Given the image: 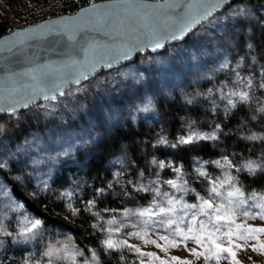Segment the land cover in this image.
I'll use <instances>...</instances> for the list:
<instances>
[{
  "label": "snow or ice",
  "instance_id": "obj_1",
  "mask_svg": "<svg viewBox=\"0 0 264 264\" xmlns=\"http://www.w3.org/2000/svg\"><path fill=\"white\" fill-rule=\"evenodd\" d=\"M230 2L105 0L96 3L89 0V7L75 15L13 30L11 35L0 38V113L15 114L18 109L32 105L54 112L58 97L84 92L89 86L84 82L94 79L99 71L113 69L131 60L136 53L157 52L167 43L183 40L205 22L215 24L219 19L215 14ZM236 17L246 18L247 11L238 9ZM254 47L252 43L246 45L248 51ZM249 64V69L244 71V58L232 66L225 56L215 71H228L230 78L220 81L206 93L197 94L210 103V112L220 111L225 118L243 109L245 119L239 121L241 128L252 121L264 123V65L256 72L257 58L251 57ZM193 99L195 97L186 98V102L191 104ZM41 100L45 103L39 104ZM134 107L136 112L155 110L150 99ZM185 128V134L174 142L161 132L156 145L176 148L202 141L217 142L224 133L222 122L213 124L209 132L199 130L195 121L187 122ZM239 138L264 143V132H250ZM70 151L71 148H65L56 156H67ZM6 163L0 159V169ZM123 163V155L113 161L114 166ZM147 163L153 170L150 176L145 175L144 169H136V178L125 180L129 169L121 167L104 187L94 188L88 199L81 194L80 184L59 193L72 216L86 212L92 218L90 228L102 237L99 245L105 255L128 250L136 257L134 264H145V258H149L147 264L160 259L155 252L143 251L141 245L130 243L132 239L143 245H154L165 253L169 248L183 247L203 264H241L238 253L249 249L264 255V239H261L264 223H249L264 221V190L247 191L240 180L241 173L252 177L264 175V150L255 158L249 156L239 160L235 159V154L226 152L214 160L194 157L191 171L186 170L181 161L155 156ZM38 164L39 161L33 160L30 166ZM131 166L134 168L135 164ZM166 169L171 176L165 179L162 173ZM38 179L42 191L50 189L48 179ZM115 185L121 187L125 197L133 200V193L146 194L147 204L135 208H99V202L114 191ZM8 195L7 190H0V197ZM77 199L81 207L73 206ZM7 208L15 213L23 204L9 197ZM6 215L0 211V217ZM42 227L41 219L23 213L19 215L15 231H9L0 219V247L5 245V238H11L14 245L36 241L42 238ZM152 236L166 243H158ZM189 242L196 246L189 248ZM64 248V255L58 258L63 264H77L78 257L83 258V264H102L96 249H88L89 255L85 257L79 248L67 250V245ZM53 257L52 251L41 254L46 264H56ZM170 259L177 264H193L192 260L178 256ZM20 264H41V260H34L30 254ZM160 264H168V260H161Z\"/></svg>",
  "mask_w": 264,
  "mask_h": 264
},
{
  "label": "rangeland",
  "instance_id": "obj_2",
  "mask_svg": "<svg viewBox=\"0 0 264 264\" xmlns=\"http://www.w3.org/2000/svg\"><path fill=\"white\" fill-rule=\"evenodd\" d=\"M58 1L0 0V33L29 14L43 11ZM238 9H245L247 17L237 18L236 11ZM215 15L219 17L215 24L205 22L191 32L183 42L169 45L162 52L139 56L134 62L97 74L94 79L84 82L89 86L82 93L71 97H58L54 112H48L33 105L26 110L17 111L15 114L0 116V126L3 128V131L0 132V159L7 162L6 166L0 169V190H7L9 194L0 197V211L7 213L0 219L3 220L9 231H15L20 213L30 218L41 219V216L47 212L44 205L34 201L46 195V191L40 189L38 178L48 179L51 184L57 172L64 168L66 174H69L70 168H73L75 171L69 175L68 185L62 186L60 189H52L51 192L57 193L54 199L68 208L67 202L59 198V193L72 188L75 184H80V192L85 199L90 198L85 196L83 191L85 181L80 178L78 172L82 167L83 158L88 153L100 151L105 145L107 146L106 160L112 174L119 168L128 166L123 155L126 145L117 140L114 149H111L109 147L111 142L108 138L106 139L107 133L118 134V127L121 129V126L129 124L134 126L136 122L143 120L148 123L154 122L152 126L154 132L151 135L155 141L154 144L161 132L169 141L174 142L177 137L185 134L186 123L195 121V119H189L185 112H179L180 121L176 126L177 133L171 138L168 131H165L166 125L161 118L160 109L156 106L157 101H160V105L166 104L171 109L173 107L186 108L189 104L186 102V98L195 97L193 102H197L200 106L204 103L205 107L202 108L208 111L210 103L203 96L197 94L206 93L208 89L217 87L220 81L230 78L231 74L228 71H215L224 57L227 56L232 66L244 58L243 70L249 69L250 58L257 56L254 50L248 51L246 45L252 42V37L257 36L260 32L258 31L259 27L264 25V0H257L254 3L235 0L226 9ZM226 19L227 25H225ZM260 66L262 64L257 60L256 72H259ZM148 99L152 101L155 110L147 113L136 112L134 106L140 105ZM43 103L45 101L39 102V104ZM206 118H202L200 123L197 121L196 123L199 130L209 132L211 128L203 126H212L214 120L208 118L207 121ZM65 148H71L70 154L57 157L56 154ZM154 152L155 149L148 155L142 154L146 162L152 156L174 161H176L174 158L176 155L179 154L182 157L177 147H169L164 151V155ZM122 155L123 165L114 166L113 161ZM33 160L39 161L38 166H30ZM210 170L216 171L215 169ZM151 171L153 170L151 169ZM145 175L150 176L148 173ZM162 176L166 179L171 176V173L166 169ZM135 178V176L126 174V179ZM13 187L32 201V206L36 211L32 207L24 205L15 213L8 211L9 197L23 204L13 195ZM246 190L262 191L264 189ZM33 193L36 194L33 195ZM141 194L146 198L143 203L124 196L128 203L125 207L135 208L139 205H146L149 197L146 194ZM189 200L191 202V197ZM73 206L81 207L78 199L73 201ZM86 214L93 222L89 214ZM49 215L57 216L63 222L66 220V216L63 217L55 213ZM249 223L259 225L264 221L255 220L249 221ZM41 237L26 245H14L11 238H5L10 240L14 247V253L6 255L5 248H8V245L5 243L3 247H0V264H20V261L30 254L34 260H41V264H46V261L41 258V254L47 251L54 253L53 259L56 264H63L58 258L64 255L66 250L64 246H68L67 250L75 247L68 234L47 225H43ZM151 238L158 240L156 236ZM261 239H264V236ZM130 243L141 245L143 251L155 252L160 259H153L152 264H160L161 260H168V264H177V262L171 261L170 257L172 256L192 260L193 264H203L202 261L195 260L183 247L169 248L165 253L154 245H143L136 239L130 240ZM158 243L166 242L158 240ZM195 246L191 242L188 244L189 248ZM84 256L88 255L84 253ZM122 256L124 259L121 260L120 257V264H134L136 260V257L128 250H124ZM238 258L241 260V264H264V255L252 252L250 249L239 252ZM148 259L145 258V264ZM77 264H83V258L78 257Z\"/></svg>",
  "mask_w": 264,
  "mask_h": 264
},
{
  "label": "trees",
  "instance_id": "obj_3",
  "mask_svg": "<svg viewBox=\"0 0 264 264\" xmlns=\"http://www.w3.org/2000/svg\"><path fill=\"white\" fill-rule=\"evenodd\" d=\"M247 2H253L257 0H246ZM260 31L257 36L252 37V44L254 47V53L257 56V60L264 65V25L259 27ZM255 31L253 30V33ZM252 33V34H253ZM251 34V35H252ZM219 74V73H218ZM160 101L156 102L157 108L160 109L161 118L165 123V131H168V134L171 138L177 133L176 126L180 121V113L185 112L186 117L189 119H195V122L200 123V119L207 117L214 120L212 123H223L224 133L220 136V140L217 142H200L195 145H181L177 149L181 152L182 157L176 155L174 158L176 161L183 162L185 169L191 171V164L194 157H200L201 159H218L221 151L228 154H235V159L239 160L242 157L247 158L251 156L255 158L256 154H259L264 150V143L260 142H249L243 141L239 137L241 135H247L250 132H264V123H257L255 121L249 122L248 126L245 128L240 127V120L245 119V112L243 109L236 112L235 115L225 118L223 113L218 111L217 113H212L209 110L206 111L203 108L205 104L201 106L197 102L188 104L186 108L173 107L172 109L167 107L166 104L160 105ZM203 107V108H202ZM207 109V108H206ZM182 110V111H181ZM205 116V117H204ZM154 122H145L140 120L136 122L133 126L131 124L127 126H121L119 133L113 135L112 132L107 133V137L110 143V148L114 149L115 142H122L126 145L123 155L128 162L126 168L129 169L125 173L124 179L126 180V174L135 176L136 169H144L145 174H151V168L148 166V161L146 162L142 154L148 155L150 151L155 149L154 153L159 152L160 155H164L169 147L163 145L154 144V140L151 137L154 132L152 129ZM211 128V126H203ZM155 145V146H154ZM107 146L104 145L103 149L96 152H90L83 158L82 167L78 170L80 178H82L85 183L83 185V191L85 196L91 197L92 190L97 187H104L111 179L112 173L111 169L107 164ZM110 152V151H109ZM185 156V157H184ZM135 164L133 168L131 165ZM75 171L73 168H70L69 174L63 168L61 171L57 172L54 176L51 184L50 191H46V195L38 198V204L44 205L47 210L46 213L41 216L43 225H47L55 230H62L64 233L68 234L70 237L71 243L76 247L81 249L85 254L89 255L88 249H96L100 253L102 264H120L121 252H113L108 255H105L103 251L100 250L99 241L101 239L100 234L94 232L90 228V218L87 216L86 212H82L78 216H72L68 208H65L63 203L55 200L57 193L51 192L54 189H60L62 186L68 185V177L71 172ZM131 173V174H130ZM240 180L245 185L246 189H264V175L257 174L255 177L249 176L247 174L241 173ZM53 189V190H52ZM131 191V189H129ZM13 195L15 198L20 200L24 206H30L32 209L35 208L32 206V201L22 195L17 189L13 187ZM135 196L134 201L138 203H143L146 201L144 195L139 194L138 196L133 193ZM128 205L126 198H124L123 192L119 185L114 186V191L110 192L108 196L103 198L99 202L98 207L100 208H122ZM76 207V206H74ZM59 214L66 218L63 222L57 218V216L51 217L49 214ZM63 220V219H62ZM6 245L8 248H5L6 255H11L14 253V247L12 246L10 240L6 239ZM22 248V246H19Z\"/></svg>",
  "mask_w": 264,
  "mask_h": 264
},
{
  "label": "built area",
  "instance_id": "obj_4",
  "mask_svg": "<svg viewBox=\"0 0 264 264\" xmlns=\"http://www.w3.org/2000/svg\"><path fill=\"white\" fill-rule=\"evenodd\" d=\"M104 0H95V2H100ZM89 5V0H59L56 3L51 4L45 10L40 11L38 13L29 14L27 17L21 19L19 22H16L12 26H10L7 30L0 33V36L11 32L17 28H23L31 24L38 23L45 19H51L53 17H57L63 14H73L80 7Z\"/></svg>",
  "mask_w": 264,
  "mask_h": 264
},
{
  "label": "water",
  "instance_id": "obj_5",
  "mask_svg": "<svg viewBox=\"0 0 264 264\" xmlns=\"http://www.w3.org/2000/svg\"><path fill=\"white\" fill-rule=\"evenodd\" d=\"M234 1H235V0H231V2H230L226 7H224L222 10L226 9V8H227L230 4H232ZM102 2H105V0H104V1H100V2H96V3H102ZM87 7H89V5H86V6L80 7V8H79L75 13H73V14H63V15H60V16H57V17H53V18H51V19H58L59 17H62V16H63V17H66V16H72V15H75V14H77L78 12H80L81 9H84V8H87ZM222 10H220V11H222ZM220 11H219V12H220ZM217 13H218V12H217ZM46 20H49V19L42 20V21H40V22H38V23L31 24V25H28V26L23 27V28H27V27H30V26H35L36 24H42V23H44ZM199 26H201V25H198L196 28H198ZM23 28H17V29H14V30H20V29H23ZM196 28H195V29H196ZM195 29H193V31H194ZM12 31H13V30H12ZM193 31H192V32H193ZM190 33H191V32H190ZM190 33H189V34H190ZM189 34H188V35L185 37V39H183V40H180V41H174V42H171V43H167V44L165 45L164 48L159 49L157 52H152V51H150V50H146V51L143 52V53H136V54L133 55V57H132L131 60H129V61H125V62H123L122 64L116 66L115 68L120 67V66L125 65V64H128V63H131V62H134L139 56H143V55H146V54H153V53L162 52V51H164L169 45H173V44H176V43L183 42L184 40L187 39V37L189 36ZM6 35H11V32H7V33L1 35L0 38H2L3 36H6ZM113 69H114V68H113ZM110 70H111V69H110ZM103 71H107V70H101V71H99L97 74H99V73H101V72H103ZM97 74H96V75H97ZM41 101H43V100H41ZM41 101H38V103L41 102ZM32 106H33V105H32ZM30 107H31V106H29L28 108H30ZM28 108H21V109H18L17 111H23V110H26V109H28ZM6 115H9V114H6V113H0V116H6Z\"/></svg>",
  "mask_w": 264,
  "mask_h": 264
}]
</instances>
